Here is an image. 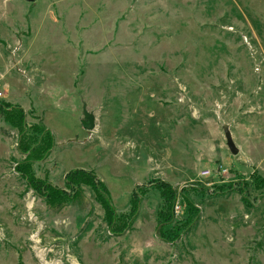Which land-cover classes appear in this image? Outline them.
<instances>
[{
    "label": "rangeland",
    "instance_id": "obj_1",
    "mask_svg": "<svg viewBox=\"0 0 264 264\" xmlns=\"http://www.w3.org/2000/svg\"><path fill=\"white\" fill-rule=\"evenodd\" d=\"M0 89L54 136L36 178L66 189L69 171H92L119 211L138 183L165 181L176 220L185 194L199 211L171 242L157 235L159 190L121 236L90 186L50 205L19 171L3 108L0 264H44L41 251L56 264H264V0H0Z\"/></svg>",
    "mask_w": 264,
    "mask_h": 264
},
{
    "label": "trees",
    "instance_id": "obj_2",
    "mask_svg": "<svg viewBox=\"0 0 264 264\" xmlns=\"http://www.w3.org/2000/svg\"><path fill=\"white\" fill-rule=\"evenodd\" d=\"M4 108V121L19 131L17 148L26 159L19 163V171L28 179V184L52 206L67 205L80 195L83 186H90L95 200L104 212V219L112 235L121 236L131 229L140 212L144 196L150 189L159 190L160 201L156 211L157 235L159 238L174 242L183 232L192 229L199 220V211L194 208L188 196L183 197L186 208V218L182 221L174 218L173 210L176 204V191L165 181H148L137 184L129 197L128 208L119 211L115 206L111 192L105 182L94 172L74 169L65 176L66 189L54 186L47 180L34 176L32 165L48 158L54 147L52 132L40 123L29 124L22 107H14L9 103L0 102ZM187 191L186 189H184ZM183 190V194L184 191Z\"/></svg>",
    "mask_w": 264,
    "mask_h": 264
},
{
    "label": "water",
    "instance_id": "obj_3",
    "mask_svg": "<svg viewBox=\"0 0 264 264\" xmlns=\"http://www.w3.org/2000/svg\"><path fill=\"white\" fill-rule=\"evenodd\" d=\"M28 1H34V0H28ZM94 117L93 115L91 114H86L85 115V122H84V126L85 128L87 129H90L93 124H94ZM224 130H225V137H226V141H227V145L229 147V149L231 150V152L237 154L238 153V148L233 140V137H232V134H231V131L229 129L228 126H224Z\"/></svg>",
    "mask_w": 264,
    "mask_h": 264
},
{
    "label": "built area",
    "instance_id": "obj_4",
    "mask_svg": "<svg viewBox=\"0 0 264 264\" xmlns=\"http://www.w3.org/2000/svg\"><path fill=\"white\" fill-rule=\"evenodd\" d=\"M3 96H5L4 95V92H3L2 89H0V98H2ZM208 173H209V171H206L203 174L204 175H207ZM176 210L179 211V206L178 205L176 206ZM1 238H2V233L0 231V240L2 241L3 239H1ZM46 255H47L46 252H43V251H41L40 254H39V257L44 262V264H56V263H52V262H49L48 260H46V258H45ZM72 264H79V263H77L76 261H74V263H72Z\"/></svg>",
    "mask_w": 264,
    "mask_h": 264
},
{
    "label": "crops",
    "instance_id": "obj_5",
    "mask_svg": "<svg viewBox=\"0 0 264 264\" xmlns=\"http://www.w3.org/2000/svg\"><path fill=\"white\" fill-rule=\"evenodd\" d=\"M138 184H141V183H138Z\"/></svg>",
    "mask_w": 264,
    "mask_h": 264
}]
</instances>
